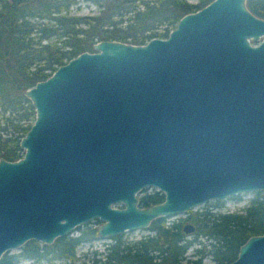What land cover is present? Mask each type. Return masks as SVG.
Instances as JSON below:
<instances>
[{
    "label": "water",
    "instance_id": "water-1",
    "mask_svg": "<svg viewBox=\"0 0 264 264\" xmlns=\"http://www.w3.org/2000/svg\"><path fill=\"white\" fill-rule=\"evenodd\" d=\"M23 93L34 118L21 156L0 157V256L93 219L105 239L264 190V18L245 0H209L142 44L95 41ZM147 186L163 198L140 206ZM228 264H264V232Z\"/></svg>",
    "mask_w": 264,
    "mask_h": 264
},
{
    "label": "trees",
    "instance_id": "trees-1",
    "mask_svg": "<svg viewBox=\"0 0 264 264\" xmlns=\"http://www.w3.org/2000/svg\"><path fill=\"white\" fill-rule=\"evenodd\" d=\"M90 1L97 6L94 14H71L70 7L77 0H29L18 4L0 0L1 158L14 160L21 156L19 139L34 118V109L23 93L27 87L77 53L90 51L95 41L142 44L151 37H164L169 30L165 26L172 28L182 14L209 0ZM245 5L264 18V0H245ZM159 26H163L162 31L156 30ZM148 187L138 196L140 206L163 198L156 189L145 192ZM253 192L240 212L212 213L206 208H190L177 220L167 222L166 216L152 219L145 228L150 233L141 237L126 240L122 233L115 234L102 252L93 251L91 262L84 264H201L203 255L215 264H228L248 236L264 232V193L262 189ZM229 197L238 198V194ZM214 201L218 203L220 199ZM183 221L193 224L192 239L185 238ZM198 235L205 236L208 242L194 249L193 258H186L185 251ZM95 238L96 227L88 225L74 236H58L50 244L29 239L18 252L4 251L0 264H13L20 257L35 262L65 258L69 264H77L75 246Z\"/></svg>",
    "mask_w": 264,
    "mask_h": 264
},
{
    "label": "rangeland",
    "instance_id": "rangeland-1",
    "mask_svg": "<svg viewBox=\"0 0 264 264\" xmlns=\"http://www.w3.org/2000/svg\"><path fill=\"white\" fill-rule=\"evenodd\" d=\"M193 1V0H192ZM97 11V6L91 2L90 0H77L75 4H73L70 7V13L72 14H94ZM171 25H167L165 27L170 28ZM163 26H159L156 28L158 31H162ZM152 189H155L153 187H148L144 191L148 192ZM254 190L246 191L238 193V198H231L229 196H226L225 198L220 199V202L215 203L214 199L207 200L201 204H198L196 206H193L191 209H204L206 208L208 211H211L212 213H225V212H240L242 211L243 206L247 205L249 202V199L253 196ZM261 193H264V190H262ZM141 194V191L137 193L139 196ZM185 214H175V215H169L166 216L165 220L167 222L172 220H177L180 217H184ZM187 221H183L182 223H186ZM191 223V222H190ZM100 224V220L93 219L89 223H81L77 225L75 228H73L68 235L74 236L78 233V230L85 227V226H93L97 227ZM147 233H150L149 230L143 229H135V230H128L122 232V238L126 240L135 239L138 237H141ZM193 232L186 233L185 238L186 239H192ZM209 239H207L205 236L198 235L196 236L195 241L187 248L185 251V257L187 258H193V252L195 248L200 247L202 244H206ZM112 240L110 238L105 239H92L89 241H82L79 242L75 248H74V256L78 257L77 264H84V263H90L92 256H94L93 251H96L97 253L102 252L104 249V246L106 243L111 242ZM39 243H41L39 241ZM20 250L19 248H11L8 249V253H15ZM51 254H48L49 257ZM100 256V254L96 255ZM201 264H215L213 260L208 255H203L200 260ZM13 264H69V261L65 258H51L48 259H40L39 261L35 262L30 258L27 257H20L18 258ZM71 264V263H70ZM72 264H75L73 262Z\"/></svg>",
    "mask_w": 264,
    "mask_h": 264
}]
</instances>
